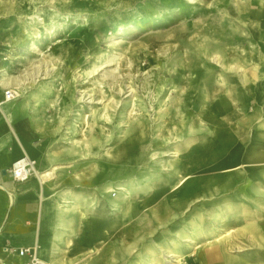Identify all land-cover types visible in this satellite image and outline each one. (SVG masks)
<instances>
[{"label":"rangeland","instance_id":"rangeland-1","mask_svg":"<svg viewBox=\"0 0 264 264\" xmlns=\"http://www.w3.org/2000/svg\"><path fill=\"white\" fill-rule=\"evenodd\" d=\"M262 58L264 0H0V78L20 85L11 110L43 163L113 217L129 195L163 217L79 264H264V165L239 161L264 154ZM189 172L200 212L167 220Z\"/></svg>","mask_w":264,"mask_h":264},{"label":"crops","instance_id":"crops-1","mask_svg":"<svg viewBox=\"0 0 264 264\" xmlns=\"http://www.w3.org/2000/svg\"><path fill=\"white\" fill-rule=\"evenodd\" d=\"M15 82L13 78L10 82L5 77L0 78V264H30L31 251H34L37 264H79L81 261H91L96 252L106 254L112 231L115 230L112 229L113 221L116 222L114 225L119 228V232H129L127 218L122 217L126 208L120 211L118 221L111 220V198L95 196L92 188L80 187L79 183L76 185L75 180L65 185L59 178V169L50 170L49 165L53 162L47 158L49 164L43 163L41 151L46 152L45 148L32 139L19 121V126L17 125L18 117L11 110L12 101L1 102L5 87L15 86V91H18L17 86L20 85ZM16 97L14 94V99ZM234 142L238 143L237 137ZM233 143L228 147H231L230 153L236 156L240 149L236 148L237 143ZM255 150V147H252L245 155L239 154L240 165L245 167L244 165L248 164L252 172L259 171L260 165H264V154H260V150L254 153ZM23 154L35 161L38 174L17 181L10 175L9 168L11 163ZM47 169L49 170L46 175L43 174ZM191 176L192 173L184 177L185 181L178 183L175 187L178 193L171 197L164 207V215L167 213L170 216L167 220L175 219L171 215L175 212L177 218L182 221L193 217L194 213L199 211L188 207L192 195L198 192L199 188L190 182ZM231 178H226L224 182L230 183L219 189V186H212L214 180L209 177V183L204 187L212 188V193L227 190L231 185ZM100 197L105 202L102 208V205H99ZM155 215L158 220L163 218L162 214L157 215L155 212ZM22 248H27L29 252L19 255L18 250ZM220 252L221 249L215 246L205 252V256L217 258Z\"/></svg>","mask_w":264,"mask_h":264},{"label":"bare ground","instance_id":"bare-ground-1","mask_svg":"<svg viewBox=\"0 0 264 264\" xmlns=\"http://www.w3.org/2000/svg\"><path fill=\"white\" fill-rule=\"evenodd\" d=\"M257 34H258V38H261L262 37V32L260 31V30H258L257 29ZM215 59V58H214ZM217 59V58H216ZM215 59V60H216ZM262 59H264V58H262ZM262 69H264V67H262ZM47 70V69H46ZM10 87V86H9ZM5 88H7V87H5ZM4 88V89H5ZM11 88V87H10ZM4 89H3V91H4ZM130 89L132 90V88L130 87ZM13 90V89H12ZM14 92V91H13ZM132 92H134V89H133V91ZM1 116V115H0ZM8 117V116H7ZM11 117V116H10ZM4 120V119H3ZM8 120H10L9 119V117H8ZM10 122V121H9ZM8 122V123H9ZM12 122V121H11ZM14 124V123H13ZM233 141H234V138L233 139H228L227 141H226V145L225 146H230L232 143H233ZM254 152V151H253ZM255 153V152H254ZM234 155V154H233ZM237 156V155H236ZM259 157V156H258ZM247 158H249V156H247ZM245 166V168H247L249 171H250V169H249V165L247 164V165H244ZM226 187V186H225ZM129 199V201L131 202L130 203V205H128L127 206V208H126V211L125 212H122L123 214H122V217H123V219L124 218H127V225H128V230H129V232L128 233H138V232H140V231H142L143 230V228H145V227H147L150 223H151V218H150V216H153V220L155 221V219L157 218L156 217V215H155V212H151V213H147V211L145 212V213H143V214H141L140 216H138V212H139V210L136 208V206L133 204V202L131 201L132 200V198H130V195L129 196H124L123 197V199ZM126 202V201H125ZM173 203H176V202H173ZM184 203V202H183ZM161 205V204H160ZM184 204H182V206H183ZM163 210H164V208H163ZM162 210V211H163ZM180 211V210H179ZM120 211H118V216H117V218L118 219H120V213H119ZM164 212V211H163ZM148 216H149V218H148ZM115 219V220H117L118 221V219ZM130 220V221H129ZM114 223H116L115 221H113V225H112V229H117V226H115L114 225ZM129 224H130V227H129ZM138 230H140V231H138ZM126 232V231H125ZM215 255V254H214ZM170 256H173V255H171L170 254ZM177 256H178V254H177ZM180 256V255H179ZM216 259V257H214V256H208L207 258H206V256L205 255H203L202 257H201V260H203V262H204V260H206V261H214ZM218 260V259H217ZM181 259L180 258H176V259H174V260H172V263L171 264H180L181 263ZM202 262V261H201ZM42 264V263H41Z\"/></svg>","mask_w":264,"mask_h":264},{"label":"built area","instance_id":"built-area-1","mask_svg":"<svg viewBox=\"0 0 264 264\" xmlns=\"http://www.w3.org/2000/svg\"><path fill=\"white\" fill-rule=\"evenodd\" d=\"M14 100V92L12 88L7 87L3 91V99L1 102L6 103ZM35 161L29 157L27 154H23L19 158L15 159L9 168V173L13 179L17 181H23L27 179L32 174H38L35 169ZM51 174V172H50ZM29 250L27 248H22L18 250L19 255L27 254ZM38 260L35 258L34 251L30 253V264H37Z\"/></svg>","mask_w":264,"mask_h":264}]
</instances>
